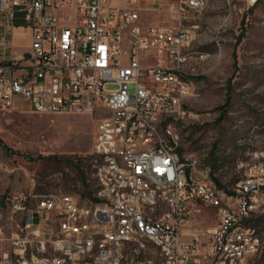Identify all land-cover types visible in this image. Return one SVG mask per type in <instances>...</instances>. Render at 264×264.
Segmentation results:
<instances>
[{
  "label": "built area",
  "instance_id": "2783aa9c",
  "mask_svg": "<svg viewBox=\"0 0 264 264\" xmlns=\"http://www.w3.org/2000/svg\"><path fill=\"white\" fill-rule=\"evenodd\" d=\"M111 1L0 0V110L15 108L18 98L40 113L101 110L94 164L107 157L87 200L1 193V261L254 264L263 250L253 223L264 215V159L240 162L243 177L232 189L218 183L211 168L193 172L175 127L187 114L182 98L192 93L184 52L191 29L141 25L138 0ZM196 2L206 0H185L180 11ZM17 29L33 37L20 52L13 42ZM150 57L153 62L143 63ZM108 83L118 87L107 90ZM164 150L175 152V161L164 160ZM202 205L213 208L216 224L202 234L186 231ZM143 234H151L154 247L140 243ZM6 240L11 250L3 248Z\"/></svg>",
  "mask_w": 264,
  "mask_h": 264
},
{
  "label": "rangeland",
  "instance_id": "374dc122",
  "mask_svg": "<svg viewBox=\"0 0 264 264\" xmlns=\"http://www.w3.org/2000/svg\"><path fill=\"white\" fill-rule=\"evenodd\" d=\"M184 1L147 0L141 16L161 26L191 29L193 38L184 52L192 93L182 98L187 114L175 125L180 151L210 165L221 185L232 189L243 177L240 162L264 159V0L254 9L255 0H206L204 7L182 13ZM112 4L129 3L112 0ZM24 43L21 35L15 46ZM153 61L150 57L143 63ZM117 87V83L105 86ZM129 89L132 92L134 86ZM229 93L231 102L225 105ZM102 114L101 110L40 113L20 98L15 108L0 110V194L70 193L87 200L94 183L93 144ZM200 207L186 226L202 234L215 225L216 217L213 208ZM255 225L263 250L254 264H264V217ZM11 232L7 227L6 235ZM2 246L12 249L9 240ZM1 260L0 256V264H17L14 259Z\"/></svg>",
  "mask_w": 264,
  "mask_h": 264
},
{
  "label": "bare ground",
  "instance_id": "6f19581e",
  "mask_svg": "<svg viewBox=\"0 0 264 264\" xmlns=\"http://www.w3.org/2000/svg\"><path fill=\"white\" fill-rule=\"evenodd\" d=\"M205 3L206 2H196V4H190V10L202 8V7H204ZM190 43H191V41H188V46ZM188 115L190 116L191 113ZM185 116L182 117V120L184 119ZM182 120H175V125ZM187 121H188V119H187ZM239 142H241V141L239 140ZM164 160L175 161V152H172L171 150H164ZM193 163H194L193 172L207 173V172H209V168H211V166L208 164L199 163L198 159H196V158H193ZM94 167H95L94 178H103V168H107V157H99L97 159V163L94 164ZM262 216H260V217H262ZM260 217H258V218H260ZM256 219L257 218H255L254 221ZM254 235H259V232L256 230L255 226H254ZM140 243H142L144 247H154V240L151 238V234H143V236H140ZM163 256H170V248H163Z\"/></svg>",
  "mask_w": 264,
  "mask_h": 264
},
{
  "label": "crops",
  "instance_id": "0c3cea01",
  "mask_svg": "<svg viewBox=\"0 0 264 264\" xmlns=\"http://www.w3.org/2000/svg\"><path fill=\"white\" fill-rule=\"evenodd\" d=\"M111 3H112V1H111ZM147 0H138V3L136 4V12H137V15H138V22L141 24V25H159V24H157V23H154V22H156V20H153V19H151L150 17H148V16H141L142 14H141V12H140V10L142 11H144V10H146L147 9ZM142 11V12H143ZM145 12V11H144ZM21 24V23H20ZM20 24H18V25H20ZM23 36L24 37V39H25V43L21 46V47H17V46H15V48H16V52H20L21 50H23V49H27L28 47H29V45L31 44V41H32V33H31V31L28 29V30H26V31H20L19 29H17L16 31H15V33H14V37H13V42H14V44H16L17 43V38H20V36ZM202 55H204V54H202ZM203 58H205V57H203ZM203 58H201V59H203ZM192 217V216H191ZM191 217H190V219H189V221L188 222H190L191 221ZM187 222V223H188ZM216 224V223H215ZM185 229H186V231H188V232H190V231H192V229L191 228H187V226H185ZM188 264H192V261H189L188 262Z\"/></svg>",
  "mask_w": 264,
  "mask_h": 264
},
{
  "label": "trees",
  "instance_id": "16d2710c",
  "mask_svg": "<svg viewBox=\"0 0 264 264\" xmlns=\"http://www.w3.org/2000/svg\"><path fill=\"white\" fill-rule=\"evenodd\" d=\"M258 2H259V0H256V2L254 3V5H253L251 8L254 9V7H256V5H257ZM17 24H20V22L17 21ZM230 102H231V93H229V94L227 95L225 105L230 104ZM224 115H225V113H222L221 116H224ZM6 148H7V146H6ZM217 181H218V180H217ZM218 183H220V182L218 181ZM262 217H264V215H263ZM262 217L257 218V219L254 221V223H253L254 226H256L255 224H257V223L261 220ZM257 227H258V226H257Z\"/></svg>",
  "mask_w": 264,
  "mask_h": 264
}]
</instances>
